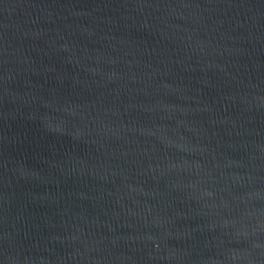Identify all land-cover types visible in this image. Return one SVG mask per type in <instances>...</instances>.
Here are the masks:
<instances>
[{
	"label": "water",
	"instance_id": "95a60500",
	"mask_svg": "<svg viewBox=\"0 0 264 264\" xmlns=\"http://www.w3.org/2000/svg\"><path fill=\"white\" fill-rule=\"evenodd\" d=\"M0 264H264V0H0Z\"/></svg>",
	"mask_w": 264,
	"mask_h": 264
}]
</instances>
